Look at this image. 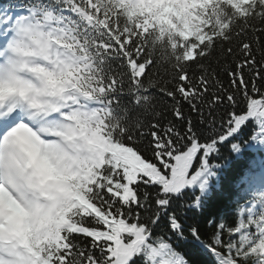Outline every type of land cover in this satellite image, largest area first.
Listing matches in <instances>:
<instances>
[{"label": "snow or ice", "instance_id": "6c2138e0", "mask_svg": "<svg viewBox=\"0 0 264 264\" xmlns=\"http://www.w3.org/2000/svg\"><path fill=\"white\" fill-rule=\"evenodd\" d=\"M205 19L177 45L173 72L162 81L149 72L156 61L148 34L122 16L117 0H29L13 29L0 33V188L10 201L0 215L9 219L14 204L34 223L55 225L58 241L42 249L47 264H264V196L254 197L234 226L216 224L204 242L179 215L182 197L199 202L188 189H207L220 145L247 135L250 120L264 134V0H216ZM22 31L25 41L17 38ZM50 31L70 32L89 62L88 93L71 105L83 109V118L67 116L66 99L62 108L39 101L24 75L56 96L52 73L34 63ZM155 91L172 101L174 120L161 122ZM57 116L81 127L103 125L98 130L110 147L83 174L65 175L71 167L47 157L37 164L30 151ZM57 134L70 151H81L73 129ZM161 223L177 240L190 233L191 241L177 245L182 255L158 233ZM31 252L28 236L0 235V264H34Z\"/></svg>", "mask_w": 264, "mask_h": 264}, {"label": "trees", "instance_id": "16d2710c", "mask_svg": "<svg viewBox=\"0 0 264 264\" xmlns=\"http://www.w3.org/2000/svg\"><path fill=\"white\" fill-rule=\"evenodd\" d=\"M2 6H6L11 1V6L22 4L27 6L29 0H0ZM1 18V16H0ZM181 23L174 28H171L163 33H159L155 37V42L148 38L149 41L152 42L149 52L152 55L153 59L156 61L154 66L149 69V72L153 74V78L157 81L168 80L170 78V74L173 72L172 63L170 61V57L175 54L178 50L177 45L182 41L187 39L189 36L193 35V31L190 29V21L188 20H179ZM202 24H206L200 21V26ZM257 58H259V54H257ZM226 86V84H225ZM156 99L154 100L155 111L161 113V122L167 123L168 120H174L172 116L169 106L172 101L170 98L164 96L162 93L158 91L154 92ZM184 110L186 115H189L194 122H198L199 117L196 113L191 112L189 107L185 104ZM146 119L151 120L153 117L151 115L147 116ZM218 155L221 158V162L214 163V165L220 166L224 160L226 159L224 153L218 151ZM241 170L239 168V164H231L229 167L225 180H221L219 183L218 190L213 193L211 196H208V201L205 207L199 206L201 202H198L195 199L189 200L185 197V203L181 205L179 215L184 221V227L187 229L189 227L198 228L201 237L200 241H207L216 224L220 223L223 225L234 226L237 219V207H232L229 203V196L232 192L231 183L233 184L236 176H239ZM189 194V193H188ZM191 196V195H189ZM175 207V204H173ZM201 209L200 212H196V210ZM171 215V214H170ZM159 234L167 235L172 241V246L175 249V253L183 254L182 247H178L177 245H182L183 240L186 238H191V235L188 231L184 232L183 240H177L172 237L171 232H168L165 225L161 223L157 229Z\"/></svg>", "mask_w": 264, "mask_h": 264}, {"label": "clouds", "instance_id": "9594fccd", "mask_svg": "<svg viewBox=\"0 0 264 264\" xmlns=\"http://www.w3.org/2000/svg\"><path fill=\"white\" fill-rule=\"evenodd\" d=\"M29 27L28 23L24 24V28ZM21 41L26 40V33L20 32L17 37ZM44 52L34 60L36 65L42 66L47 72L52 73L51 79L56 81V96H50L47 93L48 85L36 79L34 76L25 73L26 78L33 84L35 89L39 91L36 98L41 102H49L58 107H64L62 99H72L73 103L77 102L75 99L82 95L80 88L76 85L79 84L86 90L90 84L84 83V78L79 76L81 71L80 55L75 51V45L72 43L73 38L69 33H58L50 31L45 33L44 37ZM75 74V75H74ZM67 116L84 117L82 108H73L70 104L67 107ZM52 131L39 133L40 141L35 147L30 148L36 161L42 163L44 158L47 157L57 163L59 160L63 165L72 167L75 163L70 157V142L60 134H57V129L61 131L71 130L74 125L70 119H60L59 116L50 118L46 125ZM37 129L39 125H35ZM63 157L61 160L60 158ZM67 161V162H66ZM90 162V157H89ZM79 168V165H77ZM41 205H46L47 201L40 199Z\"/></svg>", "mask_w": 264, "mask_h": 264}, {"label": "rangeland", "instance_id": "374dc122", "mask_svg": "<svg viewBox=\"0 0 264 264\" xmlns=\"http://www.w3.org/2000/svg\"><path fill=\"white\" fill-rule=\"evenodd\" d=\"M94 123L95 125L91 126L90 128L86 127L81 129L76 136V142L81 147V151L77 152V154L85 160L84 163H86L88 166L92 165L94 162H98L99 157L103 154L104 148L106 146V141L98 130V124L96 122ZM94 131L96 133L95 135H93Z\"/></svg>", "mask_w": 264, "mask_h": 264}]
</instances>
